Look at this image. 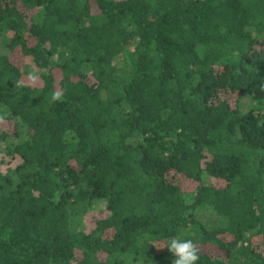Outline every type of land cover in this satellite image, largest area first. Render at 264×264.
I'll list each match as a JSON object with an SVG mask.
<instances>
[{
    "label": "trees",
    "instance_id": "obj_1",
    "mask_svg": "<svg viewBox=\"0 0 264 264\" xmlns=\"http://www.w3.org/2000/svg\"><path fill=\"white\" fill-rule=\"evenodd\" d=\"M6 122L0 264H264V0H0Z\"/></svg>",
    "mask_w": 264,
    "mask_h": 264
},
{
    "label": "clouds",
    "instance_id": "obj_2",
    "mask_svg": "<svg viewBox=\"0 0 264 264\" xmlns=\"http://www.w3.org/2000/svg\"><path fill=\"white\" fill-rule=\"evenodd\" d=\"M174 259L172 264H197L199 251L191 240L172 239L167 246Z\"/></svg>",
    "mask_w": 264,
    "mask_h": 264
},
{
    "label": "rangeland",
    "instance_id": "obj_3",
    "mask_svg": "<svg viewBox=\"0 0 264 264\" xmlns=\"http://www.w3.org/2000/svg\"><path fill=\"white\" fill-rule=\"evenodd\" d=\"M15 60L18 61V57H16ZM25 81L29 82V83L30 82H38L39 83L38 80H32L31 77L26 78ZM0 126L3 127V128H8V123L6 122V123H3V124H0ZM11 162L15 163V161H13L12 159H11ZM1 168H2V171L5 170V166L4 165H1ZM186 187L189 188V189L193 188V186L191 187V185H189V184L186 185ZM104 213H105L104 209H102L101 206H97L95 208V210H93L91 213L88 214V217L89 218H93L94 216H101Z\"/></svg>",
    "mask_w": 264,
    "mask_h": 264
}]
</instances>
